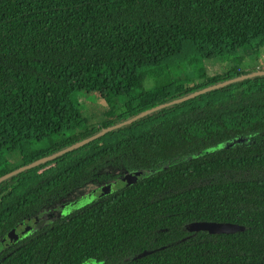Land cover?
Instances as JSON below:
<instances>
[{
    "label": "trees",
    "instance_id": "16d2710c",
    "mask_svg": "<svg viewBox=\"0 0 264 264\" xmlns=\"http://www.w3.org/2000/svg\"><path fill=\"white\" fill-rule=\"evenodd\" d=\"M263 46L264 0H0V152H20L16 169L36 163L242 76L239 66L207 76L205 62L239 65ZM103 88L117 100L139 96L87 127L71 96ZM138 171L148 175L1 246L75 191ZM196 223L243 230L190 231ZM89 261L264 264V75L147 114L0 183V264Z\"/></svg>",
    "mask_w": 264,
    "mask_h": 264
},
{
    "label": "rangeland",
    "instance_id": "374dc122",
    "mask_svg": "<svg viewBox=\"0 0 264 264\" xmlns=\"http://www.w3.org/2000/svg\"><path fill=\"white\" fill-rule=\"evenodd\" d=\"M263 57H264V46L255 51V54L253 55L252 60L249 59L250 62L245 60V61H243L242 64H239V65H236L234 62H221L218 60L206 61L205 62L206 75L207 76H215L218 74H222L228 70H231L232 67H234V66H239L240 68H242L241 70H246L247 68H244V67H246V65H248V63H249V65L251 63L252 65L257 64V65H260L259 67H264V58ZM250 70H251V68H250ZM253 72L254 71H252L251 73H253ZM255 72H257V71H255ZM180 74L182 77L185 76L184 71H181ZM196 78L197 79H195V82L201 81V78H198V77H196ZM152 87H153V82L151 80L146 82L143 85L144 89H146V88L148 89V88H152ZM139 90L140 89L136 90L133 93H137ZM143 91L144 90H142V92ZM137 95L139 96V94H137ZM137 95L132 94L129 98L120 97L119 100H117V98L114 97V95L110 89L103 88V89L96 91V92H76V93H73L71 96V103L76 108V110L79 112L81 117L86 120L87 127H95L105 119L104 117H109L111 105L113 106L112 114L117 113V112H119V109H117V108L119 107L120 103L124 104L129 100L133 101ZM113 99L116 100V102H114ZM132 105L135 106V103H132ZM83 129H84V127L80 128V130H83ZM61 140L62 139L59 137H54L52 139V143H60ZM32 147L33 148H45V147H47V144H45V143L38 144V145L33 144ZM21 164H22V156H21L19 151H13L9 148H6L0 152V175L4 174L6 172L9 173V172L16 170V168L19 167ZM147 175L148 174L146 172H143V171L128 173V174L124 175L123 178H121L120 180H118L116 182L97 186V187H95V189L93 188V186L88 187V189L89 188L93 189L92 190V193H93L92 196H89L90 195L89 194V195H87L89 197H87L84 200H82V199L85 198L86 196H84L83 198H81L79 201H77L75 203L71 202V203H66L63 206H60V208H57L54 210V212H52L51 217L56 218L58 216H61V215L65 214L66 212L70 211L71 209H74L78 205L82 206V205L88 204L91 201H93L94 199H97L103 195H107L113 191H117V190L131 184L132 182H135L137 180H140V179L146 177ZM32 226L33 225L32 224L30 225V222L26 223L25 225H24V223L21 224L20 227L24 228L21 232V235L28 234L32 230ZM7 238L15 239L16 236L14 234L13 235L8 234L6 239ZM3 245L4 244H1L2 247H3ZM86 264H96V263L89 261Z\"/></svg>",
    "mask_w": 264,
    "mask_h": 264
},
{
    "label": "water",
    "instance_id": "95a60500",
    "mask_svg": "<svg viewBox=\"0 0 264 264\" xmlns=\"http://www.w3.org/2000/svg\"><path fill=\"white\" fill-rule=\"evenodd\" d=\"M263 75H264V71H259L258 70L257 72L254 71L253 73L249 72V73L243 74L242 76H239L237 78H234V79H231V80H227L225 82H222V83L210 86L208 88H205L203 90H200L199 92H196V93H194V94H192L190 96L175 100L173 102H169V103L164 104V105L157 106V107H155V108H153L151 110H148V111L143 112V113H141V114H139L137 116H134V117H132V118H130V119L124 121V122H121V123H119L117 125L111 126V127L107 128L105 130H102L101 132L91 136L90 138H87V139H85V140H83V141H81V142H79L77 144H74V145H72V146H70V147H68L66 149H63V150H61V151H59V152H57L55 154H52V155L44 158L43 160H40V161H38L36 163L29 164L27 166H23L21 168H18L16 170L12 171V172H9V173L3 175L2 177H0V183L2 181H4V180L16 175V174L22 172V171H25V170H27L29 168L34 167L35 165H37L39 163L52 160V159H54V158H56V157H58V156H60L62 154H65V153L77 148V147H80V146L90 142L91 140H93V139L105 134L106 132L113 131V130H115L117 128H120V127H123L125 125H128V124L134 122L135 120H138L139 118H141V117H143V116H145L147 114H150L152 112L161 110V109H163L165 107H168V106L183 102V101L188 100L189 98L197 96L199 94H203V93L215 90V89L222 88V87L227 86L229 84H233V83H236V82H239V81L249 80V79H251L253 77L263 76ZM92 195H93V193L90 194L89 196H92ZM89 196H86L82 200L86 199ZM79 206L80 205L76 206L74 209L79 208ZM189 230L190 231H205V232H208L209 234H232V233H236V232L242 231L243 228H241V227H239L237 225H232V224L196 223V224L191 225L189 227Z\"/></svg>",
    "mask_w": 264,
    "mask_h": 264
},
{
    "label": "flooded vegetation",
    "instance_id": "af4514ba",
    "mask_svg": "<svg viewBox=\"0 0 264 264\" xmlns=\"http://www.w3.org/2000/svg\"><path fill=\"white\" fill-rule=\"evenodd\" d=\"M90 187H92V186H90ZM95 187H97V186H95ZM95 187H94V189H95ZM92 190L93 189H88V187L87 188H84V189H82V190H77V191H75L74 192V194L71 196V198L66 202V203H75V202H77V201H79L81 198H83L84 196H87V195H89V194H91L92 193ZM66 203H64V204H66ZM63 204V205H64ZM62 205V206H63ZM57 208H60V206L59 207H57ZM57 208H55V209H57ZM62 208V207H61ZM55 209H53L52 211H45V212H42L41 214H39V215H37L36 216V218L35 219H30V220H26L25 222H23L24 223V225L26 224V223H28V222H30V225L32 224L33 226L32 227H34V225L36 224V223H38V222H40V221H42V220H46V221H48L49 219V216H50V218H52L51 217V214H52V212H54V210ZM48 212V213H47ZM67 213V212H66ZM65 213V214H66ZM64 215V214H63ZM62 216V215H61ZM22 223V224H23ZM25 227V226H24ZM20 228V229H19ZM24 228H21L20 226H18V227H16V228H14V229H12V231H11V233H9V234H11V235H15L16 236V238L15 239H13V238H7L6 239V237L4 238V239H2L1 240V244H4L3 245V248H6V247H8L9 245H11L12 243H14L16 240H19L20 238H22V237H24L25 235H27V234H24V235H21V232H22V230H23Z\"/></svg>",
    "mask_w": 264,
    "mask_h": 264
},
{
    "label": "crops",
    "instance_id": "0c3cea01",
    "mask_svg": "<svg viewBox=\"0 0 264 264\" xmlns=\"http://www.w3.org/2000/svg\"><path fill=\"white\" fill-rule=\"evenodd\" d=\"M253 57V56H252ZM252 57H250L249 59L250 60H252ZM264 58V57H263ZM249 59L247 60V61H249ZM250 62V61H249ZM260 65H257V64H255V65H252L251 63H250V65H249V63H248V65H246V67H244V68H247V69H249L250 70V68H251V70L252 69H256L255 71H264V67H259Z\"/></svg>",
    "mask_w": 264,
    "mask_h": 264
},
{
    "label": "built area",
    "instance_id": "2783aa9c",
    "mask_svg": "<svg viewBox=\"0 0 264 264\" xmlns=\"http://www.w3.org/2000/svg\"><path fill=\"white\" fill-rule=\"evenodd\" d=\"M248 71H249V69H246V70H245L246 73H249ZM246 73H245V74H246Z\"/></svg>",
    "mask_w": 264,
    "mask_h": 264
}]
</instances>
